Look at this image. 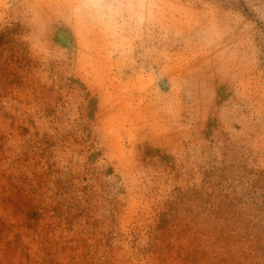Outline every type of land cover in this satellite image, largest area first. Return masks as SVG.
<instances>
[{
    "label": "rangeland",
    "instance_id": "374dc122",
    "mask_svg": "<svg viewBox=\"0 0 264 264\" xmlns=\"http://www.w3.org/2000/svg\"><path fill=\"white\" fill-rule=\"evenodd\" d=\"M0 264H264V0H0Z\"/></svg>",
    "mask_w": 264,
    "mask_h": 264
}]
</instances>
